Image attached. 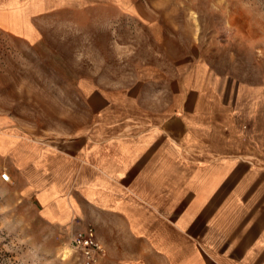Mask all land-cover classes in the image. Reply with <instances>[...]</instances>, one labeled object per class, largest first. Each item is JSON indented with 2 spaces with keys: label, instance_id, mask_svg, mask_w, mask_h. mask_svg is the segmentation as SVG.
Here are the masks:
<instances>
[{
  "label": "crops",
  "instance_id": "obj_1",
  "mask_svg": "<svg viewBox=\"0 0 264 264\" xmlns=\"http://www.w3.org/2000/svg\"><path fill=\"white\" fill-rule=\"evenodd\" d=\"M85 14L94 0H0V34L35 46ZM164 78L134 90L80 78L84 117L55 143L0 117L9 181L69 243L92 226L98 264H264V81L228 86L202 63Z\"/></svg>",
  "mask_w": 264,
  "mask_h": 264
},
{
  "label": "rangeland",
  "instance_id": "obj_2",
  "mask_svg": "<svg viewBox=\"0 0 264 264\" xmlns=\"http://www.w3.org/2000/svg\"><path fill=\"white\" fill-rule=\"evenodd\" d=\"M94 12L52 24L35 46L0 34L1 129L67 138L84 117L76 83L86 76L134 90L202 63L228 86L264 81V0H94ZM8 164L0 156V264H83L2 181Z\"/></svg>",
  "mask_w": 264,
  "mask_h": 264
},
{
  "label": "built area",
  "instance_id": "obj_3",
  "mask_svg": "<svg viewBox=\"0 0 264 264\" xmlns=\"http://www.w3.org/2000/svg\"><path fill=\"white\" fill-rule=\"evenodd\" d=\"M5 181L10 179L7 172L2 174ZM71 246L80 254L83 264H98L105 249L92 226L76 230L70 238Z\"/></svg>",
  "mask_w": 264,
  "mask_h": 264
}]
</instances>
